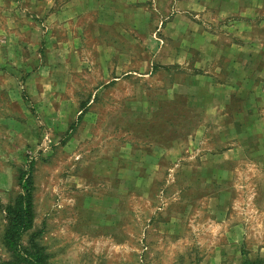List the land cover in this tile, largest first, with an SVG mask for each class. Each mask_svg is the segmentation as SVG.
<instances>
[{"label": "rangeland", "instance_id": "obj_1", "mask_svg": "<svg viewBox=\"0 0 264 264\" xmlns=\"http://www.w3.org/2000/svg\"><path fill=\"white\" fill-rule=\"evenodd\" d=\"M87 1L0 0V264L31 161L48 264H264V0Z\"/></svg>", "mask_w": 264, "mask_h": 264}, {"label": "trees", "instance_id": "obj_2", "mask_svg": "<svg viewBox=\"0 0 264 264\" xmlns=\"http://www.w3.org/2000/svg\"><path fill=\"white\" fill-rule=\"evenodd\" d=\"M22 191L14 202L5 207L7 226L3 233V244L11 253V260L4 264H48L44 246L33 241L29 247L22 243L23 236L34 223L33 161L22 173ZM245 264H258L247 260Z\"/></svg>", "mask_w": 264, "mask_h": 264}, {"label": "crops", "instance_id": "obj_3", "mask_svg": "<svg viewBox=\"0 0 264 264\" xmlns=\"http://www.w3.org/2000/svg\"><path fill=\"white\" fill-rule=\"evenodd\" d=\"M133 2H138L140 3L141 0H132ZM125 0H88L86 2V4L91 8V9H97L98 10V17L100 20V23H103L101 25H110V23L114 24V23H119L118 21H120L122 18H126V14L124 13V9L122 12L117 11V6H123L125 4ZM175 3V7L179 8V7H186L188 9H192V10H200L202 9L199 5V3L197 1L191 2V1H184V2H180V1H176ZM182 3V5L180 4ZM127 5H131L130 0H127ZM229 5V4H228ZM226 6V5H225ZM242 5L237 3L234 4L231 9H235L236 11L241 9ZM113 8L112 11V16L110 18H107L106 20L102 19V16L106 15V11H110ZM131 8V7H130ZM130 8L129 11H130ZM149 10L148 7H145V13H141V12H135L133 9L131 10L132 13L129 14V18L130 19H142L143 18H147L146 24H150L149 21V12L146 14V12ZM119 19V20H118ZM151 19V18H150ZM136 24V22H135ZM163 24V22H162ZM211 40V38H210ZM208 75V74H207ZM2 86H4V84H2V82H0V90L2 89ZM195 90V89H193ZM220 104H227V100H225V102H220Z\"/></svg>", "mask_w": 264, "mask_h": 264}]
</instances>
